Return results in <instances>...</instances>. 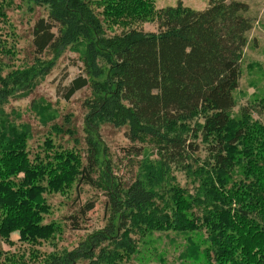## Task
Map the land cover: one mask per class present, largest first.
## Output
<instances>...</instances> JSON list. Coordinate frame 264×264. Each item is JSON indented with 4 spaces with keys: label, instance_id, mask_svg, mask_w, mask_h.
<instances>
[{
    "label": "trees",
    "instance_id": "1",
    "mask_svg": "<svg viewBox=\"0 0 264 264\" xmlns=\"http://www.w3.org/2000/svg\"><path fill=\"white\" fill-rule=\"evenodd\" d=\"M29 1L48 12L32 30L37 59L83 46L85 75L63 94L68 102L92 89L84 130L126 129L139 145L132 156L142 157L127 189L108 176L105 164L97 185L109 197L108 225L45 264H164L155 234L182 239L175 243L183 244L182 264H264V125L248 107L237 121L232 117L254 26L248 5L210 0L199 12L182 4L156 11L153 0ZM148 21H157V32L131 27L107 36L106 24ZM21 133V151L0 147V238L11 243L17 234L19 241L39 244L60 230L45 223V193H67L75 184L77 195L84 185L96 187L93 175L104 152L89 137L87 164L76 150L31 161L25 151L31 133ZM178 172L191 187L179 183ZM95 207L87 202L65 220L80 230Z\"/></svg>",
    "mask_w": 264,
    "mask_h": 264
},
{
    "label": "rangeland",
    "instance_id": "2",
    "mask_svg": "<svg viewBox=\"0 0 264 264\" xmlns=\"http://www.w3.org/2000/svg\"><path fill=\"white\" fill-rule=\"evenodd\" d=\"M236 1L248 5V16L252 18L254 26L249 33V44L241 62L239 87L234 92L236 107L232 110V117L237 121L241 110L248 107L253 110L254 121L264 125V110L259 112L264 103V0ZM29 2L0 0V147L3 144L21 151L19 143L22 130L30 132L32 136L25 147L29 160L33 161L37 155L43 159L46 155L62 151H69L70 154V151L76 150L78 152H72L81 154L84 164H87L90 152L86 138L90 137L101 146L104 164L101 167L99 165L93 175L96 187L84 185L77 195L75 184L67 193H45L46 203L50 207L49 215H45V223L58 224L60 230L56 238L39 244L19 241L17 234L12 235V244L0 238V249L4 250L0 264H45L50 255L73 251L91 235L103 231L109 223L111 207L107 193L97 184L103 179L105 164L110 163L111 166L108 176L121 189H127L135 181L138 162L142 159L138 155L132 156L139 145L127 139L126 129H115L107 124L101 126L98 133L84 130L85 118L89 113L85 102L91 99L92 89L78 92L68 102L63 94V89L72 80L85 75L81 52L78 51L83 46H75L61 53L51 50L37 59L32 51V30L37 20L48 18V12L46 8H36ZM209 2L153 0L156 11L182 4L200 12L208 7ZM96 9L102 15L103 9ZM131 27L145 32L158 31L157 21L129 23L125 26L106 24L107 36L119 35ZM68 119L70 122L66 121ZM55 127L62 132H53ZM67 130L73 133L69 134ZM200 155L204 158L205 152ZM176 175L182 186L191 187L184 173L178 172ZM87 202H94L96 207L80 220V230H73L71 222L65 217L76 215ZM154 236L160 237L155 249L158 255L163 252L164 264H182L183 244L178 245L182 239L176 242L175 238L168 239L162 234Z\"/></svg>",
    "mask_w": 264,
    "mask_h": 264
}]
</instances>
